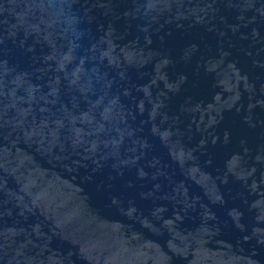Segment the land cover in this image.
<instances>
[{"label": "water", "instance_id": "95a60500", "mask_svg": "<svg viewBox=\"0 0 264 264\" xmlns=\"http://www.w3.org/2000/svg\"><path fill=\"white\" fill-rule=\"evenodd\" d=\"M0 264H264V0H0Z\"/></svg>", "mask_w": 264, "mask_h": 264}]
</instances>
